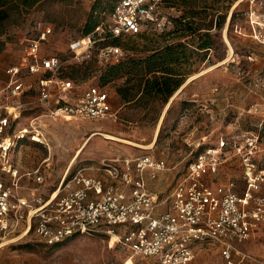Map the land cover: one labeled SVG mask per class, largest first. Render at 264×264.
<instances>
[{
	"label": "built area",
	"instance_id": "obj_1",
	"mask_svg": "<svg viewBox=\"0 0 264 264\" xmlns=\"http://www.w3.org/2000/svg\"><path fill=\"white\" fill-rule=\"evenodd\" d=\"M159 1L119 0L108 21L86 43L78 40L70 48L89 59L98 46L95 61L100 70L119 63L125 52L114 41L159 24ZM258 24L252 36L264 49V21ZM52 33L51 27H44L36 37L21 41L25 52L9 68L10 80L0 88V237L33 232L46 245L55 246L79 235H103L112 247L121 245L128 251L130 263L142 258L191 264L211 246L219 250L225 264H237L236 255L241 262L254 261L237 245L264 228V124L243 131L239 123L233 132L221 134L218 147L201 153L164 200L149 190L142 177L146 170L155 178L169 168L165 160L151 154L103 161L104 178L82 171L72 175L70 165L52 191L44 189L42 168L24 169L10 161L27 140L49 146L43 119L113 117L112 96L105 87L76 84L64 76L59 56L43 50ZM222 124L227 127L225 121ZM231 147L240 177L218 180ZM163 204L168 209L161 211Z\"/></svg>",
	"mask_w": 264,
	"mask_h": 264
},
{
	"label": "rangeland",
	"instance_id": "obj_2",
	"mask_svg": "<svg viewBox=\"0 0 264 264\" xmlns=\"http://www.w3.org/2000/svg\"><path fill=\"white\" fill-rule=\"evenodd\" d=\"M172 1L170 5L164 2L161 7L159 24L152 25V30L139 36L121 40L120 46L126 56H139L145 46L162 43L163 39L178 42L179 33L169 35L177 27L176 20L187 9L202 12V21L213 24L211 35L214 48L209 54L198 52L189 64L183 66V70L190 71V74L177 91L182 92L174 103L170 101L177 92L167 104L155 101L145 106L144 100L125 104L116 92L125 79L119 80L105 87L113 95V117L97 121L47 119L42 128L46 129L43 132L49 146L27 140L12 153L10 161L24 169L40 167L48 180L51 176L52 180H56L69 168L84 136H87L85 133L96 130L99 132L96 133L97 137L72 165V175L93 164L96 166L104 159L151 154L169 165L168 170L160 173L157 179H150L151 182L162 180L160 189L153 190L166 197L201 153L209 148H217L221 134L233 132L231 123L239 120L243 131L257 130L255 126L250 127L249 117L254 116L257 121L264 117V49L252 33L254 28L257 30L260 27L259 16L264 14V0H190L193 4H187L185 0ZM115 2L41 0L34 6L25 7L19 0H8L9 19L0 28V41L4 44L0 54V88L10 80L9 68L25 52L21 41L36 37L41 29L48 26L53 33L42 44L43 50L58 55L66 73L79 71L77 79H72L76 84H101L102 73L95 61L98 46L89 59L84 58L86 54L78 57L70 47L78 40L87 42L83 31L93 7L99 8L96 15L106 20ZM229 6L231 9L227 11L226 24L216 29L215 22L220 21ZM234 12L236 16L231 22ZM199 38L196 35L188 40L196 47ZM128 48H135L136 53L132 54ZM254 106L259 110L256 113L252 110L253 116L249 115ZM221 121H225L227 126L231 125L230 128L221 127ZM105 134L123 140L110 141L105 139ZM152 143L154 145L150 147ZM106 149L110 152L107 153ZM90 152L97 156L88 159ZM226 155L223 157L225 170L218 180L240 177L239 163L232 147ZM85 172L89 173L90 170ZM237 248L254 259L241 262V257L236 255L237 264H264V228H260L248 241L237 245ZM206 249L200 251L191 264H225L216 247ZM129 257L123 246L112 247L109 239L103 235H79L55 246L46 245L33 232L24 237H0V264H128ZM130 264L160 263L156 259L135 258Z\"/></svg>",
	"mask_w": 264,
	"mask_h": 264
},
{
	"label": "trees",
	"instance_id": "obj_3",
	"mask_svg": "<svg viewBox=\"0 0 264 264\" xmlns=\"http://www.w3.org/2000/svg\"><path fill=\"white\" fill-rule=\"evenodd\" d=\"M22 5L34 6L41 0H19ZM116 2L110 7L108 17L106 20L100 19L99 8L93 7V12L89 18V21L84 27L83 37H88L93 34L96 29L106 23L116 5ZM192 2L190 0H185ZM164 2L172 4V0H160L158 3V17L162 18L161 7ZM8 0H0V28L4 26L5 21L9 19V10L7 7ZM194 2H192L193 4ZM231 6L227 7L225 15L220 21L215 22L214 27L221 29L227 21L228 10ZM183 15L176 20L177 27L175 31L170 32L169 35L179 33L180 40L178 42L171 41L169 39H163L162 43H154L150 46H145L144 49L139 52V56L129 55L116 64L109 65L106 68L101 69V86L115 83L119 80L125 79V82L116 88V92L121 100L125 104H132L138 101H143L145 106L155 101H161L163 104H167L173 95L182 87L185 83L187 75L190 71H184L183 66L189 64L191 58L197 55L198 52H205L209 54L214 48V39L211 35L213 24L205 23L202 21V12L194 9H187ZM102 12L105 10L102 9ZM98 14V13H97ZM236 12L231 17V22L234 20ZM197 17H199L197 19ZM156 24L151 23L149 27L143 30L141 33L134 35L139 36L143 32L152 30ZM203 32V33H201ZM199 35V45L189 43L188 38ZM133 37V36H130ZM129 37L119 38L114 42L118 45L120 41ZM4 50V44L0 41V54ZM132 54L136 53L135 48H128ZM79 71L73 72V74L66 73L64 70V76L66 78L77 79L76 75ZM184 109H186L184 107Z\"/></svg>",
	"mask_w": 264,
	"mask_h": 264
},
{
	"label": "crops",
	"instance_id": "obj_4",
	"mask_svg": "<svg viewBox=\"0 0 264 264\" xmlns=\"http://www.w3.org/2000/svg\"><path fill=\"white\" fill-rule=\"evenodd\" d=\"M259 17H260V22L262 23V22L264 21V14L260 15ZM259 17H258V18H259ZM181 92H182V91L177 92L176 96L173 97V98L171 99L170 103H174V101L177 99V95H179ZM111 96H112V100H113V95H111ZM112 103H113V101H112ZM170 103H169V105H170ZM255 113H256V112H255ZM252 114H254V113L250 110V111H249V115H252ZM252 116H253V115H252ZM249 118H250L249 120H250V122H251L250 127L255 126L256 128H258L261 124H264V117H262V118H261L260 120H258V121L255 119L254 116H253V117H249ZM47 119H48V118H47ZM47 119H43V120H42V126H43L44 121L47 120ZM77 121H79V120H77ZM85 121H90V120H85ZM222 122H223V121H221V127H223ZM236 122H237V123H236ZM239 123H240L239 120H237V121H235L233 124L231 123V125H233V126H234V129H236V128H238ZM231 125H230V126H231ZM230 126L228 125L227 127H226V126H225V127H226V128H230ZM240 126H241V124H240ZM241 129H242V128H241ZM43 130L46 131V129H43ZM96 133H99V132L96 131V130H92V131H90L89 133H85L87 136H84V138H83V139H84L83 142L80 144L79 148L77 149V151H76V153H75V155H74V157H73V160H72V162H71V164H70L71 166L77 162L78 158H80V156H81V154L84 152V150H85L86 148H88V146L90 145L91 141H92L94 138L97 137V134H96ZM94 134H96V135H94ZM105 139H106V138H105ZM107 140H109V139H107ZM110 141H112V140H110ZM121 141H122V140H121ZM125 141H127V140H125ZM153 145H154V143H152V144L150 145V147L153 146ZM106 150H107V149H106ZM109 152H110V151L107 150V153H109ZM145 155H146V154H145ZM94 156H97V155H96L95 153H93V152H90V153L88 154V157H89L88 159H91V158L94 157ZM106 156H107V155H106ZM127 158H135V157H125V158L115 157V158L110 159V160H118V161H122V160L127 159ZM105 160L108 161V159H104L103 161H105ZM103 161L100 162V163H98L96 166H95V164H93L90 168H85V169L79 170V171H77V172H75V173H78V172L82 171L84 174L89 175V176H93V177H97V178H104V173L100 171V167H101V164L103 163ZM69 167H70V166H69ZM94 167H97V168H94ZM85 170H86V171L90 170V172L87 173V172H85ZM167 170H168V169H167ZM66 171H67V170H66ZM66 171H65V172H66ZM165 171H166V170L157 173V175H156L155 178L152 177V174H151V171H150V170H146V171L142 174V177H143L144 180L146 181L147 186H148V188H149L150 191H152V192H154V193H157V192H155V190H153V189H160V187L162 186V180H160V181H155V182H151L150 179H153V180L157 179L158 176H159V174L162 173V172H165ZM65 172H64V173L62 172L56 180H52V176H51V179H50V180H48V178H46V183H45L44 189L47 190V191H52V190H54V189L57 187V185L59 184V182H60L61 178L63 177V175L65 174ZM185 174H186V172H185ZM185 174H184V175H185ZM49 175H50V174H49ZM134 175L137 176L136 174H134ZM184 175H183V176H184ZM183 176H182V177H183ZM182 177H180V178L178 179V181H179ZM178 181H176V183H177ZM24 183H26L27 185L30 184L29 182H24ZM176 183H175V184H176ZM175 184L171 187V190H172V188L175 186ZM117 185H118L120 188H124V186H123L122 183H120V182H117ZM151 186H152V187H151ZM126 191H129V189H126ZM170 192H171V191H170ZM157 194H159V193H157ZM167 196H168V195H167ZM167 196H166V197H167ZM166 197H161V198H163V200H164ZM166 209H168V205H167V204H163V205L160 207V210H161V211H164V210H166Z\"/></svg>",
	"mask_w": 264,
	"mask_h": 264
},
{
	"label": "bare ground",
	"instance_id": "obj_5",
	"mask_svg": "<svg viewBox=\"0 0 264 264\" xmlns=\"http://www.w3.org/2000/svg\"><path fill=\"white\" fill-rule=\"evenodd\" d=\"M86 41H87V39H86ZM94 135H96V134H94ZM105 138H106V139H109V140H112V141L123 140V139L118 138V137H116V136H114V135H111V134H105Z\"/></svg>",
	"mask_w": 264,
	"mask_h": 264
}]
</instances>
